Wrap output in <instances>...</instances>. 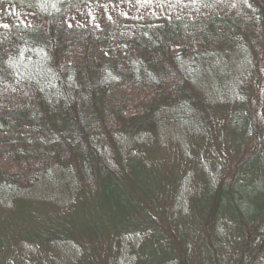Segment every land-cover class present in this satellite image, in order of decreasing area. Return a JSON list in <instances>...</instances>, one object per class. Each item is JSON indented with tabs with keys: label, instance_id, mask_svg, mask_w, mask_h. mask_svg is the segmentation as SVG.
I'll return each mask as SVG.
<instances>
[{
	"label": "trees",
	"instance_id": "obj_1",
	"mask_svg": "<svg viewBox=\"0 0 264 264\" xmlns=\"http://www.w3.org/2000/svg\"><path fill=\"white\" fill-rule=\"evenodd\" d=\"M105 1L109 2L0 0L1 6L34 12L39 21L10 41H0V91L18 104L17 108L7 107L3 111L1 122L11 129L26 127L42 133L30 140L0 142L2 186L22 192L31 190L50 174L52 167L63 168L77 158L92 184L99 187L100 198L104 197L100 205L106 207L98 209L95 220L88 222V228L103 241L98 247L96 264H264V52L258 43L264 38V1L202 0L223 5L228 2L230 6L234 3L231 15L200 21L198 31L191 36L203 50L206 48L202 46L209 43L216 49L186 54L178 47L174 57L164 58L163 53L185 44L186 21L167 19L160 24L158 19H151L150 23L118 16L113 28L121 30L120 35L140 58L131 60L129 67L122 69L104 67L88 58L74 65L66 64L63 57L72 45L100 40L87 32L79 35V29H69L60 20L86 5ZM112 1L120 4L135 0ZM239 32L249 38L255 53V65L254 60L251 62L253 92L249 95L253 94L247 104L242 102L238 110L229 113L225 123L228 141L238 140L239 150L249 144L250 151L245 156L237 154L231 165L223 164L221 170L227 168L230 174L222 182L214 186L206 180L199 196H192L193 191L184 195L178 205L181 211H165L166 221L173 226L170 231L159 226L157 215L147 212L146 202L162 195L156 182L151 188H139L145 200L142 204L130 194L129 188L134 186L128 177L141 173L144 162L134 157L127 161L126 168L117 165L119 170L125 169L118 176L103 159L100 150L103 135L115 132L121 139H136L149 152L156 148L153 133L159 121L161 125L169 122L183 126L191 135L206 131L214 120L209 108L210 91L217 103L227 104L213 90L218 76L223 74L217 49L238 39ZM210 59L215 60L213 66L208 63ZM217 84L225 87L226 83ZM113 86L134 91L130 106L105 105L106 93ZM231 90L224 91L223 96L226 92L230 99H235L237 92ZM24 104L27 109L21 107ZM162 109L167 111L165 118L160 117ZM105 119L112 122L111 128L106 126ZM249 167L253 176L247 181L241 173ZM162 179L168 187L169 178L163 175ZM178 188L179 185L174 188L173 198ZM132 205L134 210L130 208ZM104 211L110 212L109 218L102 214ZM49 223L44 232L50 240L43 239L44 248L50 247L54 240L63 242L65 237L74 241L65 221L53 219ZM143 234L146 236L141 237V242L134 243ZM165 234L171 236L169 241L163 239ZM190 242L192 248L188 247ZM12 259L8 254L0 264H16ZM24 259L29 262L21 264L47 263ZM50 259L48 263L54 264ZM86 261L93 264L89 258Z\"/></svg>",
	"mask_w": 264,
	"mask_h": 264
},
{
	"label": "rangeland",
	"instance_id": "obj_2",
	"mask_svg": "<svg viewBox=\"0 0 264 264\" xmlns=\"http://www.w3.org/2000/svg\"><path fill=\"white\" fill-rule=\"evenodd\" d=\"M104 3L97 2V5H86L76 12L65 15L60 20L63 26L71 25L69 29H79V35L87 32L94 39L99 38L100 40V43L95 40H87L72 45L63 57L66 64L74 65L82 62L84 58H88L90 61L105 65L104 67L122 69L128 68L131 60L140 58L130 42L120 35L121 30L113 28L112 24L118 16L150 23L153 21L151 19H158L160 24L167 19L170 21L184 20L188 23L185 44L163 53L164 58L174 57V51H177L178 47L181 52L186 54L191 51L200 52L203 50L200 43L191 37L198 31L200 21L214 16L223 17L227 13L231 15L234 8V3L230 6L228 2L223 5L202 0H187L186 2L135 0L120 4L109 0ZM38 23L34 12L0 5V41L2 42L10 41L19 33ZM241 35L239 32L238 39L235 38L230 41L229 45L217 49L222 60L220 65L223 66L221 67L223 74L218 76L213 90L217 92V95L222 96L221 98L226 99L227 104L217 103L214 94L209 90L210 97L208 98L211 101L209 108L213 113L214 120H211L206 131H199L198 134L191 135L193 133L185 130L183 126L169 124V122L161 125L159 121L157 129L155 128L153 133L154 143H152L156 144L154 146L156 148L149 152L136 139L128 137L121 139V136L119 137L115 132L111 136L101 133L104 134L102 148H100L103 152V159L118 176L121 177L129 159L138 157V160L141 158L144 162L141 173L128 177V181L134 186L132 187L134 189L129 188V191L134 195V199L142 204L143 197L139 188H145V186L151 188L156 182L162 195L155 196L154 200L146 202V208L150 215H157L158 219L155 221L162 228L173 230L171 223L165 219V211L172 209L181 211L178 205L184 199V195L188 196L193 191L192 196H199L203 192L201 187L206 180L214 186L219 184L230 174L227 168L221 170L223 164L226 162L231 165L233 157H236L237 154L245 156L250 151L249 144L239 150L238 140L237 143L228 141L229 130L225 123L227 116H230L229 113L238 110L242 102H248L249 96L253 94L249 95L253 92L252 78L254 75H252L253 63L251 64V62L254 60L255 65V53L249 43V38ZM258 43H261L258 45L264 52V38ZM202 47L206 48L202 51L204 52L213 46L209 43ZM216 48L214 45L213 49ZM213 60L210 59L212 63L208 62L210 66L214 65ZM255 68H257V64ZM218 82L222 84L225 82V87L224 84H217ZM233 88L237 92L235 99L233 97L230 99V95L226 92L223 96L224 91ZM1 92L0 142L30 140L41 136L40 130L33 131L26 127L11 129L1 122V115L7 107H18L15 101L9 100ZM134 95L132 89L113 86L106 93L105 105L128 107L133 102ZM21 107L27 109L25 104ZM166 113V109H162L160 117L165 118ZM104 122H107L108 128L112 127V122L109 119H105ZM156 140L158 142H155ZM241 145L243 146V143ZM238 150L239 153H237ZM117 165L123 166L124 170H119ZM188 168L191 169L189 172ZM211 168L221 171H210ZM241 174L243 179L249 181L253 176L251 167ZM163 175L169 178L168 187L163 182ZM90 179L88 173L82 170L81 162L77 158L63 168L60 165L52 167L49 175L42 177L37 186L25 192L13 187L9 190L4 188L3 180L0 179V260H4L9 254L16 264L25 263L27 260L24 258L33 262L41 259L47 262L44 264H49L50 258L53 259L54 264H77L79 261L88 264L86 261L88 258L93 264L99 262L98 247L99 244H103V241L88 228V222L92 223L95 220L96 214H99L98 209L105 210L106 207L100 205L101 200L104 201V197L100 198L99 187L93 185ZM177 185L179 188L173 198V190ZM81 189L84 190L82 193H80ZM127 201L130 204V199ZM130 208L133 209V205ZM132 209L126 208L125 210L132 211ZM185 209L187 208L185 207ZM102 214L109 218L110 212L104 211ZM122 217L124 218L125 215ZM53 219L65 221L68 224L67 230L74 236V241L65 237L63 242L54 240L50 247H43L41 244L43 239L46 237L47 240H50V236L44 231ZM142 236L146 235H139L136 240L134 239V243H140ZM170 238L169 234H165L163 237L168 241ZM191 245L192 242L188 244V247L192 248ZM230 248L232 249V247ZM125 264H129V262Z\"/></svg>",
	"mask_w": 264,
	"mask_h": 264
},
{
	"label": "snow or ice",
	"instance_id": "obj_3",
	"mask_svg": "<svg viewBox=\"0 0 264 264\" xmlns=\"http://www.w3.org/2000/svg\"><path fill=\"white\" fill-rule=\"evenodd\" d=\"M5 27H7V26H5ZM69 27H71V25H69Z\"/></svg>",
	"mask_w": 264,
	"mask_h": 264
}]
</instances>
